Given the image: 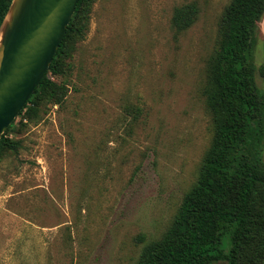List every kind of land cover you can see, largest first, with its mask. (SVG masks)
<instances>
[{
  "label": "rangeland",
  "instance_id": "obj_1",
  "mask_svg": "<svg viewBox=\"0 0 264 264\" xmlns=\"http://www.w3.org/2000/svg\"><path fill=\"white\" fill-rule=\"evenodd\" d=\"M229 1L91 3L59 102L3 131L19 146L0 152V264H135L161 237L213 136L204 86Z\"/></svg>",
  "mask_w": 264,
  "mask_h": 264
},
{
  "label": "trees",
  "instance_id": "obj_2",
  "mask_svg": "<svg viewBox=\"0 0 264 264\" xmlns=\"http://www.w3.org/2000/svg\"><path fill=\"white\" fill-rule=\"evenodd\" d=\"M11 1L0 0V25ZM93 1H77L47 71L16 116L31 120L44 100L59 102L63 87L52 77L62 72L70 41L87 30ZM196 13L194 4L178 7L176 29L187 28ZM263 16L264 0L226 5L204 86L213 124L210 145L171 223L143 245L135 264H264V61L256 64L254 56ZM11 127L12 122L5 130ZM18 146L1 135L0 152Z\"/></svg>",
  "mask_w": 264,
  "mask_h": 264
},
{
  "label": "water",
  "instance_id": "obj_3",
  "mask_svg": "<svg viewBox=\"0 0 264 264\" xmlns=\"http://www.w3.org/2000/svg\"><path fill=\"white\" fill-rule=\"evenodd\" d=\"M77 1H11L0 25V137L47 71Z\"/></svg>",
  "mask_w": 264,
  "mask_h": 264
},
{
  "label": "crops",
  "instance_id": "obj_4",
  "mask_svg": "<svg viewBox=\"0 0 264 264\" xmlns=\"http://www.w3.org/2000/svg\"><path fill=\"white\" fill-rule=\"evenodd\" d=\"M259 38H260L259 40L260 45L264 47V16L262 17L259 23Z\"/></svg>",
  "mask_w": 264,
  "mask_h": 264
}]
</instances>
